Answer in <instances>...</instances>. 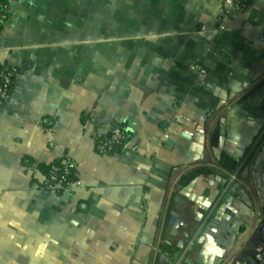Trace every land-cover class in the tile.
Returning <instances> with one entry per match:
<instances>
[{"label":"crops","instance_id":"obj_1","mask_svg":"<svg viewBox=\"0 0 264 264\" xmlns=\"http://www.w3.org/2000/svg\"><path fill=\"white\" fill-rule=\"evenodd\" d=\"M8 5L0 67L16 75L0 104V264H201L184 237L197 208L179 193L199 168L213 172L195 192L229 189L239 211L212 225L226 250L215 264H252L264 224V0ZM115 124L131 133L129 148L100 155L97 139ZM184 130L206 135L202 161ZM228 133L238 140L220 149ZM65 156L76 184L62 195L33 185L38 165ZM172 212L187 229L173 234Z\"/></svg>","mask_w":264,"mask_h":264},{"label":"water","instance_id":"obj_2","mask_svg":"<svg viewBox=\"0 0 264 264\" xmlns=\"http://www.w3.org/2000/svg\"><path fill=\"white\" fill-rule=\"evenodd\" d=\"M202 84V83H201ZM204 87L209 90L210 94L220 100V105H224L228 101V93L216 85L205 83ZM180 138L190 144L189 151L194 155V162H199L204 159L206 135L200 131H182ZM238 140L232 134H226L219 137L218 147L223 148L226 142L236 143ZM174 141L170 140L169 144ZM198 178L193 180L189 185L180 190V196L185 197L188 201L197 208L195 213L196 222L198 225L184 237L190 241V246L187 252L192 256L197 253L201 259V264H215L217 259L224 257L226 250L223 249L217 242L216 234L218 230L212 227L215 223L229 222L233 216L238 217L239 211L235 208L236 197L229 192V189H219L213 193L207 191L199 194L195 192ZM211 185V184H210ZM261 191L264 193V175H261L260 181ZM178 200V199H177ZM180 215L176 212L171 213L170 225L173 227V234H176L180 227L188 228V224L180 221ZM181 250H184L183 245H179ZM181 257H177L172 264H180ZM186 264H194L193 259H186Z\"/></svg>","mask_w":264,"mask_h":264},{"label":"trees","instance_id":"obj_3","mask_svg":"<svg viewBox=\"0 0 264 264\" xmlns=\"http://www.w3.org/2000/svg\"><path fill=\"white\" fill-rule=\"evenodd\" d=\"M2 1L8 5V0H2ZM3 69L4 68L0 67V71H2ZM15 75H16L15 72H13V82L11 85L10 94L13 92V89H14ZM112 127L113 128H111L110 132L107 135L99 137L97 139L96 144H99L100 142H103L106 140H110L112 137V134H113V130L122 129L125 126L122 124H115ZM131 139H132L131 133L127 132L126 140H131ZM123 145H124V141H122L121 144L113 145V147H112L113 149L110 150L109 152H107L106 155L112 156V155L121 153L123 151ZM227 163H230L232 168H234L235 164H236L235 161L231 160V159L228 160ZM33 164H34V161L31 158H26L23 162V165L27 169L31 168ZM70 164H74V168L70 169L69 171H66V168ZM37 169L40 172V174L42 175L43 181L34 179L33 185H35L36 187H38L39 189H41L44 192H54L57 195H62V194H64V192L66 190L71 188L78 181L76 164L68 156L57 159L51 164H40V165H38ZM55 169H58L59 171L56 175V180H52L53 171ZM212 172L213 171L208 170V169H204V168L196 169L187 175L186 179L183 181V186L185 187V186L189 185L196 178L212 174Z\"/></svg>","mask_w":264,"mask_h":264},{"label":"built area","instance_id":"obj_4","mask_svg":"<svg viewBox=\"0 0 264 264\" xmlns=\"http://www.w3.org/2000/svg\"><path fill=\"white\" fill-rule=\"evenodd\" d=\"M224 3L236 7L238 9H244L247 4V0H222ZM9 18V6L0 0V30ZM13 82V72L9 69H3L0 71V104L7 102L10 94L11 85ZM190 122V121H189ZM113 128V127H112ZM128 129L126 127L122 129L113 130V134L110 140L100 142L96 145V151L100 155H106L107 152L112 150L113 145L121 144L124 141L123 151L129 148V143L131 140H126V134ZM74 168V164H70L66 171ZM58 169L53 171L52 180H56V175ZM260 244L256 247L254 251L253 263L252 264H264V224L261 225L259 229ZM241 264V263H237Z\"/></svg>","mask_w":264,"mask_h":264}]
</instances>
